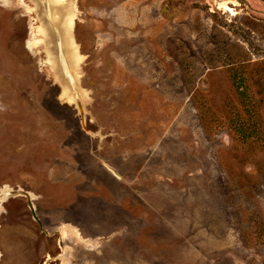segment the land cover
I'll list each match as a JSON object with an SVG mask.
<instances>
[{
    "label": "rangeland",
    "instance_id": "1",
    "mask_svg": "<svg viewBox=\"0 0 264 264\" xmlns=\"http://www.w3.org/2000/svg\"><path fill=\"white\" fill-rule=\"evenodd\" d=\"M0 264H264V0H0Z\"/></svg>",
    "mask_w": 264,
    "mask_h": 264
},
{
    "label": "trees",
    "instance_id": "2",
    "mask_svg": "<svg viewBox=\"0 0 264 264\" xmlns=\"http://www.w3.org/2000/svg\"><path fill=\"white\" fill-rule=\"evenodd\" d=\"M233 79L237 91H240V94L245 95L247 90L245 77L242 74L239 75L236 71L234 72ZM245 108L247 109L250 107L247 105ZM250 111H252L251 108ZM257 125H259V122L257 119L253 118L252 115H249L247 118L236 115L229 120L228 126L241 141L247 142L257 136Z\"/></svg>",
    "mask_w": 264,
    "mask_h": 264
},
{
    "label": "bare ground",
    "instance_id": "3",
    "mask_svg": "<svg viewBox=\"0 0 264 264\" xmlns=\"http://www.w3.org/2000/svg\"><path fill=\"white\" fill-rule=\"evenodd\" d=\"M62 1L64 2L65 0H58V2H62ZM65 12H66L65 14H67L66 15L67 17L66 18L63 17V19H62V27H61L62 28V36H63L64 46H65V51H66V53L69 54V57L71 58L70 60H72V62L74 64V62H78V48H77V45L75 43H73V39L70 36V30H71V25L73 24V21H74L75 14H74V10L72 11L68 8ZM40 32L43 34L45 41L49 39V36H50L49 27L46 28L45 26H42L40 28ZM31 33H32V31H31ZM38 41H40V39L36 38V42H38ZM34 44H35L34 41H28L27 46H29L31 48ZM49 50L51 51V49H49ZM52 61H53L54 65H56V62H55L56 60L53 59ZM7 192H9L8 189L3 190L4 194H6Z\"/></svg>",
    "mask_w": 264,
    "mask_h": 264
},
{
    "label": "water",
    "instance_id": "4",
    "mask_svg": "<svg viewBox=\"0 0 264 264\" xmlns=\"http://www.w3.org/2000/svg\"><path fill=\"white\" fill-rule=\"evenodd\" d=\"M48 22H49V23H48ZM48 22H47V23H48L49 25H47V23H46V25L49 27V31H50V37H49V39H50V40H53V38H56V37H58V39H59L58 33L56 32L57 29H56V27H55V24H54L53 22H51V20L48 21ZM80 109H82L81 106H80ZM28 204H29V206H30V208H31V211H32V214H33L34 218H35L36 220H38L37 217H36V214H35V211H34V208H33V204H32V202H31V198H30V197L28 198Z\"/></svg>",
    "mask_w": 264,
    "mask_h": 264
},
{
    "label": "crops",
    "instance_id": "5",
    "mask_svg": "<svg viewBox=\"0 0 264 264\" xmlns=\"http://www.w3.org/2000/svg\"><path fill=\"white\" fill-rule=\"evenodd\" d=\"M114 175H115V177L117 178V179H119L118 177V175L117 174H115L113 171H111Z\"/></svg>",
    "mask_w": 264,
    "mask_h": 264
}]
</instances>
